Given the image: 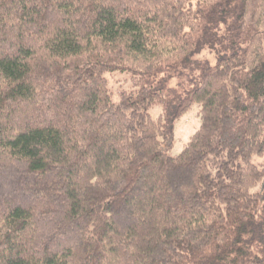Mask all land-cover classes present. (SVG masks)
<instances>
[{"label":"trees","instance_id":"obj_1","mask_svg":"<svg viewBox=\"0 0 264 264\" xmlns=\"http://www.w3.org/2000/svg\"><path fill=\"white\" fill-rule=\"evenodd\" d=\"M0 264H264V0H0Z\"/></svg>","mask_w":264,"mask_h":264},{"label":"rangeland","instance_id":"obj_2","mask_svg":"<svg viewBox=\"0 0 264 264\" xmlns=\"http://www.w3.org/2000/svg\"><path fill=\"white\" fill-rule=\"evenodd\" d=\"M120 80H122V79H120ZM198 111H199V107L195 106L194 109L191 111V113H189L184 119V120H189V122H187L186 124H183L184 127H182L180 130L177 128L175 145H174V148L172 150L173 155H177L178 153H180L183 145L186 144V142L188 141L190 136L198 128V126H199V119L197 116ZM150 113H151L152 118L156 119L160 113V109L155 108ZM182 129H183V131L181 133V136H179V132Z\"/></svg>","mask_w":264,"mask_h":264}]
</instances>
